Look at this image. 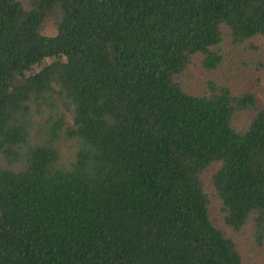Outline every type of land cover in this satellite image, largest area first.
<instances>
[{
  "label": "trees",
  "instance_id": "trees-1",
  "mask_svg": "<svg viewBox=\"0 0 264 264\" xmlns=\"http://www.w3.org/2000/svg\"><path fill=\"white\" fill-rule=\"evenodd\" d=\"M225 40L264 45V0H0V264H248L264 102Z\"/></svg>",
  "mask_w": 264,
  "mask_h": 264
},
{
  "label": "rangeland",
  "instance_id": "rangeland-1",
  "mask_svg": "<svg viewBox=\"0 0 264 264\" xmlns=\"http://www.w3.org/2000/svg\"><path fill=\"white\" fill-rule=\"evenodd\" d=\"M46 34H53V28H47ZM258 49L241 48L233 45L229 40L223 44V53L225 65L217 71L218 75L227 76L236 94L255 91L264 102V45L258 43ZM202 56H196L193 63L189 66L185 83L190 91L200 94L205 89V83L208 79L207 72L201 65ZM245 117H240V120ZM216 209H219L216 206ZM251 231L246 235H237L245 241L244 250L248 252L247 263L264 264V243L259 245L251 237Z\"/></svg>",
  "mask_w": 264,
  "mask_h": 264
}]
</instances>
